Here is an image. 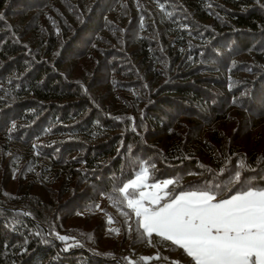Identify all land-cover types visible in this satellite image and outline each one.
<instances>
[{
  "label": "trees",
  "instance_id": "16d2710c",
  "mask_svg": "<svg viewBox=\"0 0 264 264\" xmlns=\"http://www.w3.org/2000/svg\"><path fill=\"white\" fill-rule=\"evenodd\" d=\"M143 166L264 188V0H0V264H194L119 192Z\"/></svg>",
  "mask_w": 264,
  "mask_h": 264
},
{
  "label": "snow or ice",
  "instance_id": "6c2138e0",
  "mask_svg": "<svg viewBox=\"0 0 264 264\" xmlns=\"http://www.w3.org/2000/svg\"><path fill=\"white\" fill-rule=\"evenodd\" d=\"M148 179L144 168L119 189L147 235L171 241L194 264H264V188L242 186L219 200L210 189L187 191L161 205L160 193L174 182L153 183L154 191L140 190L137 195V190L149 186ZM235 181L240 182L239 172Z\"/></svg>",
  "mask_w": 264,
  "mask_h": 264
},
{
  "label": "rangeland",
  "instance_id": "374dc122",
  "mask_svg": "<svg viewBox=\"0 0 264 264\" xmlns=\"http://www.w3.org/2000/svg\"><path fill=\"white\" fill-rule=\"evenodd\" d=\"M145 168V166H143L140 170H139V172H138V174L141 172V170L142 169H144ZM137 174V175H138ZM147 175L149 176V172H148V170H147ZM137 177V176H136ZM136 177L134 178V179H136ZM163 181H166V180H159V181H154L153 180V178H150V176H149V179L147 180V184L149 185L148 187H144V188H142V189H139V190H137V195L139 194V191L140 190H143V191H145V192H151V191H154V189H152L150 186L153 184V183H157V182H160L161 184H162V182ZM169 189H170V185L168 186V188L167 189H164V191L163 192H161L160 193V195L163 197V199H161V201L159 202L161 205L162 204H164V203H166V202H169L170 200H171V198L172 197H174V196H176V195H178L179 193H177L176 195H171L170 194V191H169ZM130 190H132V189H129V191ZM181 193V192H180ZM230 197V196H229ZM229 197H227V198H229ZM225 199V198H224ZM217 200H219V199H217ZM145 203H147V202H145ZM152 207H158L159 205H151ZM133 211V210H132ZM134 213V212H133ZM134 215H135V213H134ZM136 216V215H135ZM139 220H140V218L139 217H137ZM143 229V228H142ZM147 234V233H146ZM152 235H157V234H155V233H153ZM158 236V235H157ZM160 237V236H159ZM171 242V241H170Z\"/></svg>",
  "mask_w": 264,
  "mask_h": 264
},
{
  "label": "water",
  "instance_id": "95a60500",
  "mask_svg": "<svg viewBox=\"0 0 264 264\" xmlns=\"http://www.w3.org/2000/svg\"><path fill=\"white\" fill-rule=\"evenodd\" d=\"M45 233L47 234V231L44 229Z\"/></svg>",
  "mask_w": 264,
  "mask_h": 264
}]
</instances>
